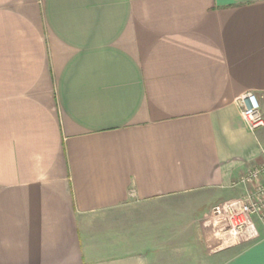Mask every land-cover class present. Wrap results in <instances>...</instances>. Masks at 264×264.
<instances>
[{
	"label": "crops",
	"instance_id": "1",
	"mask_svg": "<svg viewBox=\"0 0 264 264\" xmlns=\"http://www.w3.org/2000/svg\"><path fill=\"white\" fill-rule=\"evenodd\" d=\"M248 91L264 0H0V264H264L213 213Z\"/></svg>",
	"mask_w": 264,
	"mask_h": 264
},
{
	"label": "built area",
	"instance_id": "2",
	"mask_svg": "<svg viewBox=\"0 0 264 264\" xmlns=\"http://www.w3.org/2000/svg\"><path fill=\"white\" fill-rule=\"evenodd\" d=\"M238 103L249 129L264 127L261 101L256 93H244L238 97ZM232 186L241 189L240 195L216 205L213 213L232 235L255 238L259 236L257 223L264 228V157L247 169Z\"/></svg>",
	"mask_w": 264,
	"mask_h": 264
},
{
	"label": "rangeland",
	"instance_id": "3",
	"mask_svg": "<svg viewBox=\"0 0 264 264\" xmlns=\"http://www.w3.org/2000/svg\"><path fill=\"white\" fill-rule=\"evenodd\" d=\"M257 227L260 230L261 226L259 225V223H257ZM237 237H240L241 238V236H237Z\"/></svg>",
	"mask_w": 264,
	"mask_h": 264
}]
</instances>
